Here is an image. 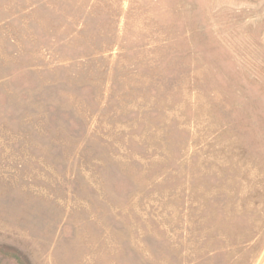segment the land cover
<instances>
[{
	"label": "rangeland",
	"instance_id": "374dc122",
	"mask_svg": "<svg viewBox=\"0 0 264 264\" xmlns=\"http://www.w3.org/2000/svg\"><path fill=\"white\" fill-rule=\"evenodd\" d=\"M0 264H264V0H0Z\"/></svg>",
	"mask_w": 264,
	"mask_h": 264
}]
</instances>
